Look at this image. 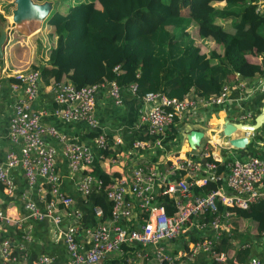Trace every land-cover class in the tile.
Returning a JSON list of instances; mask_svg holds the SVG:
<instances>
[{"label":"built area","instance_id":"1","mask_svg":"<svg viewBox=\"0 0 264 264\" xmlns=\"http://www.w3.org/2000/svg\"><path fill=\"white\" fill-rule=\"evenodd\" d=\"M255 12L264 17V0H248ZM117 68H115V71ZM15 83L10 85L12 92L21 91L23 97L13 107V115L9 123L8 141L11 150L0 163V184L3 191L11 195L15 183L11 179L14 169L22 171L29 186L38 179L47 187V194L42 195L44 211L35 203L22 196L24 209L28 218L41 222L50 219L56 226L62 222L55 211L58 207L69 208L73 200L61 189L57 173L56 160L60 155L67 161L72 173H84L79 178L77 190L83 196H89L93 188L103 192L110 204L104 221L90 229L87 234L91 246L86 249L80 245L72 230L62 232L67 261L65 264H98L125 247L148 248L153 251V259L157 264H184V257H193L197 253L209 256L215 264H228L224 254L213 252V242L222 236L221 230L230 213L228 208L248 209L252 204L264 201V160L250 157L244 161L233 160L218 172V162L211 156L208 141L186 155H173L168 167L162 171L157 165H137L128 178L110 182L106 186L102 180L95 179L89 171L94 161L93 152L83 145L77 144L59 132L53 126L43 125L44 112L32 111L30 103L38 96L40 75L38 71H19L15 73ZM237 87L244 85L237 79ZM99 87H107L115 105L122 103L121 89L116 83L93 84L76 88L71 84L55 83L53 85L54 102L57 105L56 115L66 123H85L95 131L94 147L100 152L99 158L107 151L109 145L105 132L100 129L95 117L96 92ZM128 90L135 96L136 86ZM231 87L225 86L220 94L208 100L186 97L183 100L167 98L159 93H146L141 99L145 105L139 116L138 124L144 127L148 135L156 137L153 143L134 141L132 148L152 151L161 147V137L174 126L184 114H198L204 108L222 107L228 100ZM251 116H243L241 120ZM45 137L55 139L61 147L59 152L54 146L45 142ZM218 188L208 193L195 194L194 190L204 189L208 185ZM225 186L229 194L220 187ZM42 188V186H41ZM160 198L171 200L173 212H169L166 202ZM165 201V200H164ZM167 205V206H166ZM219 206L222 212H219ZM94 213L103 217V210L96 206ZM22 222L0 210V233L5 226L21 229ZM193 226L199 233L210 231L212 236H201L196 239L186 252L170 254L165 243L177 240L187 226ZM198 233V234H199ZM24 239L30 237L24 233ZM213 239V240H212ZM142 250V249H141ZM147 250L140 251L138 256L147 259ZM1 264H54L55 258L41 254L34 259L28 255L12 252L8 240L0 238ZM132 264V263H129ZM247 264H262L258 258H250Z\"/></svg>","mask_w":264,"mask_h":264},{"label":"crops","instance_id":"2","mask_svg":"<svg viewBox=\"0 0 264 264\" xmlns=\"http://www.w3.org/2000/svg\"><path fill=\"white\" fill-rule=\"evenodd\" d=\"M50 3L49 15L54 10V3ZM8 6L10 7L9 10L6 9ZM12 10H14V0H0V16L5 19L6 27H4L7 28V37L2 48V58H0V163L4 161L7 153L11 150L8 133L14 104L23 97L21 91L16 93L11 91L10 85L15 83L13 77L19 71H30L34 65L44 66L52 46L48 40L49 28L44 25V21L49 15L41 23L25 20L15 26L12 23L9 24V20L7 23V18L11 15ZM0 24H2L1 21ZM85 74L87 82L97 81L99 78L96 71ZM236 79L244 85V88L237 87ZM54 84L45 85L39 79L38 96L30 103L31 110L44 112L43 125L53 126L65 134L69 140L88 147L94 154V161L89 171H85V173L98 180H101L102 176L108 177V184L117 179L128 178L132 169L137 165H147L148 167L157 165L156 167L164 171L170 164L169 161L173 155H186V152L189 151L187 136L192 131H200L204 134L200 143L201 146L208 141L212 142L211 156L218 162V165L224 166V169L233 160L244 161L250 157L264 160V125L248 136V143L244 149L233 148L228 143L229 138L218 136L226 122L253 124L256 117L262 112L264 109V70L261 75L257 74L251 77H239L238 74H235L233 80L228 83L231 85V90L228 100L222 107L204 108L196 115L192 112L184 114L170 128L177 131L176 134H168V129L166 135L161 137L162 146L156 147L152 151L132 148L134 141L153 143L156 140V137L148 135L146 129L138 124L139 116L145 107L141 99L136 95L134 96L128 89H124L121 91L122 103L117 106L110 97L108 88L99 87L96 92L94 114L100 129L107 136L109 145L107 151L102 154V158H99L100 152L96 151L93 146L97 134L95 131L85 123L63 122L56 115L58 107L54 102L52 90ZM188 96L193 97L191 94ZM247 115L251 117L241 120V117ZM240 137H243V132L236 131L232 139ZM45 142L61 152L60 144L55 139L45 137ZM56 166L61 189L73 200L69 208L60 206L55 211L62 218L61 224L56 226L50 219L36 222L28 218V212L24 209V202L26 201H22V196L26 194L28 200L35 203L43 212L44 203L41 197L44 193L47 194V187L42 185L41 179H38L33 186H29L22 171L14 169L10 176L15 183L14 192L8 195L3 191L0 184V210L20 220L22 227L19 229L13 226H5L3 232L0 233V238L8 240L12 252L18 255L26 254L30 259H34L41 254H47L55 258L54 264H65L67 254L62 232L72 230L79 244L88 249L91 242L87 232L101 224L107 213L104 212L102 218L96 216L94 204L99 202L103 211H107V206L100 199L103 192L95 187L89 196L80 194L77 190V183L84 173H72L67 161L60 153L56 160ZM117 171L121 172L120 177L114 175ZM221 188L224 193L229 194L225 186H221ZM160 200L164 202L163 198ZM166 204L168 205H166L167 208L169 207L173 212L171 200L170 202L167 200ZM234 221L244 229L239 230L235 225L232 227L228 225L229 223L224 224L221 237L230 243L238 242L237 239L241 238L237 247L242 248L243 245H247L249 256L242 263L233 258H228V264H247L250 258H258L264 264V235L254 236V233L257 232V224L252 227L249 221L235 220V217ZM250 228H252V233L248 231ZM24 233H28L30 237L28 240L23 238ZM198 233L193 226H187L177 240L165 243L167 252L170 254L186 252L196 239L202 240L203 237L201 236H212L210 231ZM141 249L147 250L148 257L145 260L138 256L142 251ZM129 263L157 264L153 259V251L150 247H125L121 252L112 254L98 264ZM183 263L213 264L211 258L202 252L193 257H184Z\"/></svg>","mask_w":264,"mask_h":264},{"label":"trees","instance_id":"3","mask_svg":"<svg viewBox=\"0 0 264 264\" xmlns=\"http://www.w3.org/2000/svg\"><path fill=\"white\" fill-rule=\"evenodd\" d=\"M33 1L56 5L62 0ZM247 2L81 0L65 15L53 11L44 21L52 46L45 65H34L30 71H38L45 85L59 82L80 88L114 82L121 90L136 86L139 98L150 92L178 100L190 94L195 99L215 98L235 74L251 77L263 73L264 17ZM0 21L6 22L2 16ZM94 71L99 78L87 82L85 73ZM176 132L167 131L171 135ZM223 167L219 165V173ZM114 175L120 177L121 172ZM100 179L104 186L109 182L108 177ZM217 188L210 184L194 193L201 195ZM100 199L108 211L110 204L103 194ZM100 205L96 202L94 207L101 208ZM167 210L171 212L169 207ZM219 211L222 212L220 206ZM226 212L230 215L224 219L225 224L242 230L234 217L247 220L252 227L257 224L254 236L264 235V201L246 210L228 208ZM248 231L252 233V228ZM238 242L219 237L212 244L213 252L242 263L249 256V248L237 247Z\"/></svg>","mask_w":264,"mask_h":264},{"label":"water","instance_id":"4","mask_svg":"<svg viewBox=\"0 0 264 264\" xmlns=\"http://www.w3.org/2000/svg\"><path fill=\"white\" fill-rule=\"evenodd\" d=\"M51 10V3L45 1L43 3H35L33 0H14V10L11 11L12 24L19 25L22 21L31 20L35 22H43L49 15ZM6 28L0 24V58H2V48L6 40ZM264 125V109L256 117L253 124H241L226 122L221 131L218 133L219 137L229 138V145L236 149H244L248 143V136L257 131ZM236 131H242L243 137L232 139ZM204 134L200 131H192L188 136V144L190 149L195 150L200 146Z\"/></svg>","mask_w":264,"mask_h":264},{"label":"rangeland","instance_id":"5","mask_svg":"<svg viewBox=\"0 0 264 264\" xmlns=\"http://www.w3.org/2000/svg\"><path fill=\"white\" fill-rule=\"evenodd\" d=\"M79 2H81V0H62V1H58V3H56V6L54 5V10L53 11H57L58 13L65 15L66 12L68 11L69 7L74 6L75 4H78ZM214 7L219 8V7H222V6H214ZM9 17H11V16H9ZM8 18H7V23H8V20H9ZM144 18L153 20V22H155V19L152 18V17L146 16ZM11 23H12V20H9V24H11ZM4 26H5V24H4ZM193 35L196 36L194 33H193ZM220 189L222 190L221 187H220Z\"/></svg>","mask_w":264,"mask_h":264},{"label":"bare ground","instance_id":"6","mask_svg":"<svg viewBox=\"0 0 264 264\" xmlns=\"http://www.w3.org/2000/svg\"><path fill=\"white\" fill-rule=\"evenodd\" d=\"M10 20H12V19H10Z\"/></svg>","mask_w":264,"mask_h":264}]
</instances>
